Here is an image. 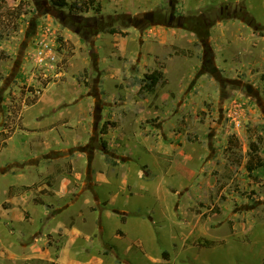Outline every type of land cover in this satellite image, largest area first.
<instances>
[{
  "label": "rangeland",
  "instance_id": "obj_1",
  "mask_svg": "<svg viewBox=\"0 0 264 264\" xmlns=\"http://www.w3.org/2000/svg\"><path fill=\"white\" fill-rule=\"evenodd\" d=\"M67 1L0 0V264H264V0Z\"/></svg>",
  "mask_w": 264,
  "mask_h": 264
},
{
  "label": "trees",
  "instance_id": "obj_2",
  "mask_svg": "<svg viewBox=\"0 0 264 264\" xmlns=\"http://www.w3.org/2000/svg\"><path fill=\"white\" fill-rule=\"evenodd\" d=\"M53 3L56 7L61 9H68V14H64V12L60 13V17L65 26H68L71 29H75L76 32L81 33V30H84L86 33L98 34L100 32L108 33L111 35H115L118 32L115 29H104L102 28V21L96 17H86L82 16V9L78 5H70L67 0H53ZM99 20V21H98ZM83 35L86 36L87 34ZM163 73L159 71H155L152 74H147L145 76V85L142 86L144 91H148L149 93H153L157 87V85L162 82ZM249 165V166H248ZM247 165V169L252 173L257 168L262 167V165H255L250 163Z\"/></svg>",
  "mask_w": 264,
  "mask_h": 264
},
{
  "label": "built area",
  "instance_id": "obj_3",
  "mask_svg": "<svg viewBox=\"0 0 264 264\" xmlns=\"http://www.w3.org/2000/svg\"><path fill=\"white\" fill-rule=\"evenodd\" d=\"M44 53H45V51L43 50V51L40 52V55H43ZM50 53H51V52H50ZM50 53L47 52V53H46V56L49 57V56L51 55ZM42 61H43V60H42Z\"/></svg>",
  "mask_w": 264,
  "mask_h": 264
}]
</instances>
